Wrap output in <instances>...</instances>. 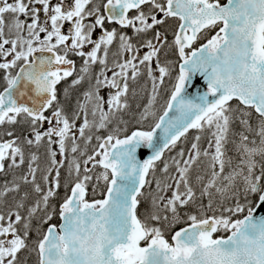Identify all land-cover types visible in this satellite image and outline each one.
<instances>
[{"label": "snow or ice", "instance_id": "obj_1", "mask_svg": "<svg viewBox=\"0 0 264 264\" xmlns=\"http://www.w3.org/2000/svg\"><path fill=\"white\" fill-rule=\"evenodd\" d=\"M0 129V264H264V0H0Z\"/></svg>", "mask_w": 264, "mask_h": 264}, {"label": "trees", "instance_id": "obj_2", "mask_svg": "<svg viewBox=\"0 0 264 264\" xmlns=\"http://www.w3.org/2000/svg\"><path fill=\"white\" fill-rule=\"evenodd\" d=\"M169 39H171V35H169ZM168 59H175V57L169 56ZM161 62L162 63L164 62V57L163 56L161 57ZM146 91L150 94V92L148 90H146ZM147 92L145 94L139 93L137 95V98H136L137 100L136 101H134V100L130 101V103L132 105V111L133 112L137 111V108H136L137 104H140L142 106L144 103L147 102V96H148ZM157 107H159V106H157ZM125 118H128V117L126 116ZM15 131L17 132L18 135L20 134V130L18 128H16ZM0 132H3V129ZM195 134H196L195 131L191 130L189 132V134H188V143L185 144L183 142V140H182V142H180V146L181 147L190 146V142L192 141V139H193ZM0 138H6V137H0ZM170 155H175V151H173L172 153H168L167 151L165 152V158H167ZM25 170H26V167H25ZM4 179L5 178H4L3 174H0V185H2L4 183ZM8 179L10 180L11 176H9ZM153 187H154V185H153ZM63 195H64V190H63V188H61L60 196L62 197ZM148 206H149V204L147 202H143L142 201L141 205L139 206L140 212L143 213L145 211V209L148 208ZM53 222H58V218H54ZM32 256L35 257L34 254ZM32 256L29 258V262H31V260L33 258ZM29 262H28V264H29Z\"/></svg>", "mask_w": 264, "mask_h": 264}, {"label": "rangeland", "instance_id": "obj_3", "mask_svg": "<svg viewBox=\"0 0 264 264\" xmlns=\"http://www.w3.org/2000/svg\"><path fill=\"white\" fill-rule=\"evenodd\" d=\"M110 59H111V57H110ZM109 75H111V73H109ZM145 85H146V88H145ZM133 87L136 88L137 93L143 92L145 90H148L149 92H151V83H150V81H147L145 78L140 79V81L137 84L133 85ZM229 147H231V145H229Z\"/></svg>", "mask_w": 264, "mask_h": 264}, {"label": "flooded vegetation", "instance_id": "obj_4", "mask_svg": "<svg viewBox=\"0 0 264 264\" xmlns=\"http://www.w3.org/2000/svg\"><path fill=\"white\" fill-rule=\"evenodd\" d=\"M77 66L79 67V61L77 62ZM69 83H70V81H69ZM64 87H65V84L62 82L60 85H58V88H59V90H60V95H61V100H62V102H63V100H64V97H63V89H64ZM77 95V93L76 92H73L72 93V99L70 100V101H68V103H71V104H74V102H75V96ZM47 125H45V127H46Z\"/></svg>", "mask_w": 264, "mask_h": 264}, {"label": "water", "instance_id": "obj_5", "mask_svg": "<svg viewBox=\"0 0 264 264\" xmlns=\"http://www.w3.org/2000/svg\"><path fill=\"white\" fill-rule=\"evenodd\" d=\"M196 82L199 83V82H200V79L197 78V81H196ZM189 91L191 92L192 89H189ZM158 131H159V130H158ZM139 151H140V153H142V154L140 155V158H141V159L145 158L146 155H147L148 152H149V150H147V149H142V150H139Z\"/></svg>", "mask_w": 264, "mask_h": 264}]
</instances>
